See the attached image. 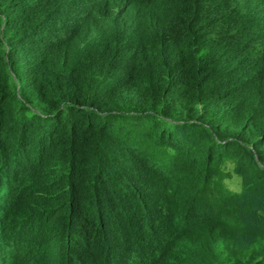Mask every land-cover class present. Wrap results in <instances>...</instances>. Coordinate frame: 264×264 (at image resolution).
Returning <instances> with one entry per match:
<instances>
[{
	"label": "trees",
	"instance_id": "obj_1",
	"mask_svg": "<svg viewBox=\"0 0 264 264\" xmlns=\"http://www.w3.org/2000/svg\"><path fill=\"white\" fill-rule=\"evenodd\" d=\"M0 264H264V0H0Z\"/></svg>",
	"mask_w": 264,
	"mask_h": 264
},
{
	"label": "rangeland",
	"instance_id": "obj_2",
	"mask_svg": "<svg viewBox=\"0 0 264 264\" xmlns=\"http://www.w3.org/2000/svg\"><path fill=\"white\" fill-rule=\"evenodd\" d=\"M230 165H224L221 169L222 172V182L226 184L229 189L236 190L238 188V183L232 173H230Z\"/></svg>",
	"mask_w": 264,
	"mask_h": 264
}]
</instances>
